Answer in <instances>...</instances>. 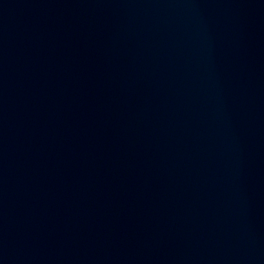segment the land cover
Segmentation results:
<instances>
[{"label":"water","instance_id":"water-1","mask_svg":"<svg viewBox=\"0 0 264 264\" xmlns=\"http://www.w3.org/2000/svg\"><path fill=\"white\" fill-rule=\"evenodd\" d=\"M183 264H264V0H0Z\"/></svg>","mask_w":264,"mask_h":264}]
</instances>
